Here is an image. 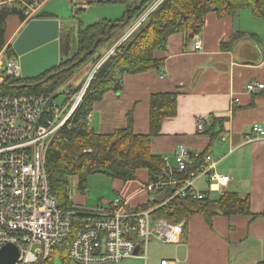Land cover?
Listing matches in <instances>:
<instances>
[{
    "label": "crops",
    "instance_id": "1",
    "mask_svg": "<svg viewBox=\"0 0 264 264\" xmlns=\"http://www.w3.org/2000/svg\"><path fill=\"white\" fill-rule=\"evenodd\" d=\"M48 1L39 11V19H56L44 12ZM101 1L105 0H83L75 7L87 10L90 3ZM13 25L6 29L8 41L12 42L24 24L15 19ZM234 33L243 36L230 48L222 49ZM199 36L202 49L193 52L194 38L187 41L183 34L171 35L165 48L155 54L163 61L161 70L124 76L121 90L108 92L95 103L87 123L97 134H111L126 128L127 116L131 115L133 132L146 135L151 96L174 94L175 114L163 120L158 136L151 141V153L167 158L173 167V155L180 147L194 153L207 151L217 161L216 173L229 178L223 193L247 198L252 216H213L209 224L200 215L183 219L182 241L173 246L174 257L161 258L158 264L176 259L180 264H264V137L247 141L248 135L255 137L251 134L253 126L264 132V89L251 95L244 92L249 83L264 85V18H255L247 9L222 19L210 13ZM89 72L84 71L81 81L76 79L71 85L80 87ZM234 98L239 99L238 104H232ZM198 118L210 121L205 132L212 118L223 120V124L214 126V132L221 131L219 137L225 140L211 141L207 134L197 135ZM147 182L145 170L138 171L132 182L112 180V199L127 201L133 210L155 206L164 198H146L143 188ZM207 182L204 178L196 183L200 193L205 192ZM85 194L83 190L81 195ZM81 195L68 196L69 204L84 209L87 205ZM136 261L148 264V255L146 260Z\"/></svg>",
    "mask_w": 264,
    "mask_h": 264
},
{
    "label": "built area",
    "instance_id": "2",
    "mask_svg": "<svg viewBox=\"0 0 264 264\" xmlns=\"http://www.w3.org/2000/svg\"><path fill=\"white\" fill-rule=\"evenodd\" d=\"M46 1L0 0V10L18 11L25 25L39 19L38 13ZM163 1L153 0L150 7L130 24L122 39L101 58L76 92L71 90L70 84H65L50 95L5 93L3 89L8 80H22L21 69L18 57L8 55V44L0 48V251L5 245L14 246L18 253L14 264L49 262L53 251L71 237L75 217L80 218V223L65 250L68 261L118 264L129 259L146 260L151 240L165 245H179L182 241L184 220L176 223L157 218L156 210L165 208L173 213L179 201L192 199L200 203L207 196L223 194L227 187L229 178L216 173L217 161L211 155L180 147L173 155L174 166L168 164L167 158H162L163 175L143 188L147 195H165L162 201L145 210H133L120 198L101 203L93 210L72 205L70 210H63L51 194L46 156L55 136L63 128H70L71 119L98 68ZM201 49V38L196 35L192 51ZM263 89L262 84L249 83L244 92L251 95ZM59 100H62L61 104ZM238 103V98L232 100V104ZM209 125L207 118H198L197 135H205V127ZM251 134L255 137L248 135V142L264 137L259 126H253ZM204 178L208 181L207 188L200 193L196 183ZM160 264L180 262L177 259L161 260Z\"/></svg>",
    "mask_w": 264,
    "mask_h": 264
},
{
    "label": "trees",
    "instance_id": "3",
    "mask_svg": "<svg viewBox=\"0 0 264 264\" xmlns=\"http://www.w3.org/2000/svg\"><path fill=\"white\" fill-rule=\"evenodd\" d=\"M153 0H138L130 4L121 18L110 21L100 20L77 30L75 40H71L70 52L55 70L32 80H8L3 91L11 95H50L68 83L73 75L84 65L96 64L102 58V50L111 48L125 27L137 19ZM129 0H105L98 4H117L125 7ZM141 3L139 7L137 4ZM250 10L255 18H264V0H165L149 15L128 39L120 45L115 54L109 57L95 72L85 92L83 101L71 119L70 128H63L55 136L46 156L48 181L51 194L60 209L70 210L65 194L67 179L76 177L77 187L83 190L89 176L105 175L111 180L127 183L136 180V173L145 170L148 182L161 177L162 157L151 153V141L158 136L164 119L175 114V95H152L149 102V133L146 135L133 132L131 115L127 116V126L111 134H97L87 123V118L95 103L100 102L108 92L118 93L124 76L159 72L163 61L155 58L162 51L168 38L173 34H183L187 41L199 35L204 20L210 13L222 19L233 17L241 10ZM14 17L23 22L20 13L11 10L0 11V48L8 42L6 21ZM43 18V17H42ZM45 18V17H44ZM126 18L127 25L122 26ZM243 35L234 33L222 49H228ZM72 42L75 43L72 46ZM8 55H14L9 48ZM84 57V59H82ZM73 92L80 87L70 84ZM211 127L205 135L212 141L220 138L214 132L215 125L223 120H211ZM202 154H209L205 151ZM144 185V186H146ZM155 217L174 220L176 223L194 215H200L207 224L213 216L230 218L232 216H252L249 200L237 193L225 192L216 199L209 196L202 202L185 199L177 203V210L170 213L161 208L154 212ZM80 218L73 219V230L68 242L62 247L67 249L69 241L76 235Z\"/></svg>",
    "mask_w": 264,
    "mask_h": 264
},
{
    "label": "rangeland",
    "instance_id": "4",
    "mask_svg": "<svg viewBox=\"0 0 264 264\" xmlns=\"http://www.w3.org/2000/svg\"><path fill=\"white\" fill-rule=\"evenodd\" d=\"M82 1L83 0H74L73 1L74 3L70 4L69 0H49L45 6L44 12L53 15L59 21L62 30L61 36L64 40H66L67 33L69 34V38L71 40H75L77 30L80 27H85L100 20H110V21L117 20L121 18L125 10L123 6L117 4L112 5V4L90 3V6L88 5L89 9L87 10H82L75 7V6H79V4ZM130 1L136 2L138 0H129V2ZM149 7L150 5L146 9H148ZM3 10L5 9H1L0 11ZM13 21H15L14 17L12 18L9 17L7 19L6 21L7 30H9L11 27L14 26ZM131 23H129L125 27V29L122 31V34L117 38L116 42L113 43L114 45L122 39L124 33L127 31ZM127 42L128 40L125 41L124 43ZM7 44H8L7 49L9 50V48H11L12 41H8L5 45ZM74 44L75 43L72 42V46ZM110 50L111 48H106L105 51L102 50L101 51L102 57L106 55ZM98 62L93 65H92L93 62L84 65L75 73V75H73L71 80L66 84H72L74 80L79 79L84 73V71L88 69L91 72L93 68L98 64ZM88 76L89 75H87V77ZM86 78L81 83V86L85 83ZM79 81H81V79H79ZM61 103L62 100H59V104ZM77 184H78V179L76 177L68 178L65 188V194L66 197L72 196L73 194L81 195L82 191L85 190L86 194L81 195L83 196L82 198L85 200L84 204L87 205L84 207V210H93L99 204L101 203L107 204L108 202H111L113 200L112 198L114 197V194L112 192V180L105 175L98 174V175L89 176L85 182V187L83 190H79ZM164 196H165L164 193H154L153 195H146V198H149L150 201H153L157 198H164ZM173 246L174 245H165L151 240L147 248L148 264H158L161 258H173L175 251ZM46 264H75V263L67 260L65 250L63 247H61L53 251L51 260ZM103 264H112V263H103ZM118 264H143V262L136 261V259H129V260H124Z\"/></svg>",
    "mask_w": 264,
    "mask_h": 264
},
{
    "label": "water",
    "instance_id": "5",
    "mask_svg": "<svg viewBox=\"0 0 264 264\" xmlns=\"http://www.w3.org/2000/svg\"><path fill=\"white\" fill-rule=\"evenodd\" d=\"M140 4L138 3L137 7ZM129 5L125 6L126 10ZM132 5H136V2H132ZM128 22L129 18H126L122 26ZM61 35L57 19L31 20L24 25L11 44L15 56L18 57L22 80L38 78L55 70L64 62L70 52L71 39L69 34L66 35V40ZM17 257L16 248L5 245L0 251V264H14Z\"/></svg>",
    "mask_w": 264,
    "mask_h": 264
}]
</instances>
